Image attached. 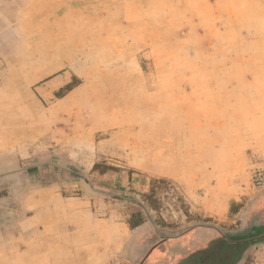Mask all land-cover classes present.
Segmentation results:
<instances>
[{
	"label": "rangeland",
	"instance_id": "374dc122",
	"mask_svg": "<svg viewBox=\"0 0 264 264\" xmlns=\"http://www.w3.org/2000/svg\"><path fill=\"white\" fill-rule=\"evenodd\" d=\"M139 211L107 264H264V0H0V264Z\"/></svg>",
	"mask_w": 264,
	"mask_h": 264
},
{
	"label": "crops",
	"instance_id": "0c3cea01",
	"mask_svg": "<svg viewBox=\"0 0 264 264\" xmlns=\"http://www.w3.org/2000/svg\"><path fill=\"white\" fill-rule=\"evenodd\" d=\"M154 176H167V175H165L164 173H158V174H155ZM193 190L191 188L185 187L184 194H185V198L187 199V201L191 205H193V207H195L198 204L196 203L197 201H195V199L191 196ZM90 220H91V222H89L90 224L88 222L86 224L87 228L93 223H95V225L101 226V228L97 231H94V229H92V231L89 233L90 238L88 237V239L86 238L85 241H81V245H79V243L78 244L76 243V244H73V246H71V248H74V249L95 250V253H93L90 256H87V258L83 260V262L80 264H107L108 262H110L111 254L109 250L106 251L105 249L104 250L105 252H101V253L100 252L98 253V250L107 247L106 245L108 243L111 244L109 246L110 248H113L117 251L125 249L127 242H128L127 236H126L127 228L130 231L129 244L134 247L137 246V249H140L141 242L153 236L152 230L154 229V227L148 223L149 222L148 220H145V222L141 223V225L137 226L134 229H131L129 225L127 227V224H125V222L121 223V225L114 224V222L111 223L109 219L104 218V217L98 218V219L97 218L94 219L91 217ZM68 234L70 235L72 234V232ZM164 240L165 238H162L161 241L159 242H162ZM158 248L159 247L155 249H158ZM67 264H77V262L71 261Z\"/></svg>",
	"mask_w": 264,
	"mask_h": 264
},
{
	"label": "trees",
	"instance_id": "16d2710c",
	"mask_svg": "<svg viewBox=\"0 0 264 264\" xmlns=\"http://www.w3.org/2000/svg\"><path fill=\"white\" fill-rule=\"evenodd\" d=\"M72 87H73V85H72L71 83H68V84L62 86L61 89H66L67 91H69V90L72 89ZM96 167H98V165H95V168H96ZM157 181H158V179H154V180H153V183L151 184L152 186H151L150 192L145 194L146 199L149 200V201L151 202V203H150V206L153 207V208H154L155 206L152 204L151 199H152L153 195L156 193V191H155V185H153V184H154L155 182H157ZM161 181H165V180L162 179ZM145 220H146V218H145L144 215L139 211V212H137V213H134V214L132 215V217H131L129 220H127V224H129V226H130L131 229H134V228H136L137 226L141 225V223L145 222ZM167 240H168V239H167ZM167 240L165 239V240L162 241V242H159V241H158L159 244L156 246V248L159 247V248H162V249L164 248V249H165V247H166V245H167Z\"/></svg>",
	"mask_w": 264,
	"mask_h": 264
},
{
	"label": "flooded vegetation",
	"instance_id": "af4514ba",
	"mask_svg": "<svg viewBox=\"0 0 264 264\" xmlns=\"http://www.w3.org/2000/svg\"><path fill=\"white\" fill-rule=\"evenodd\" d=\"M259 233L264 234V231L263 232H259ZM238 249L241 250L240 247Z\"/></svg>",
	"mask_w": 264,
	"mask_h": 264
}]
</instances>
